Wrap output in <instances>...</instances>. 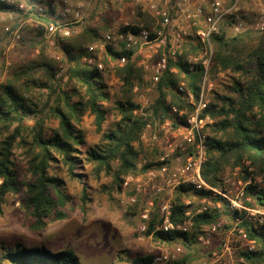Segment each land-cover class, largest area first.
<instances>
[{"label":"trees","instance_id":"16d2710c","mask_svg":"<svg viewBox=\"0 0 264 264\" xmlns=\"http://www.w3.org/2000/svg\"><path fill=\"white\" fill-rule=\"evenodd\" d=\"M23 1L31 3L36 0ZM48 6L44 12L30 11L27 16L40 22L52 21L50 15L53 8L50 4ZM0 9L14 10L4 4H0ZM15 28L16 23L10 27L9 33ZM118 29L125 30L126 27L120 26ZM37 34L40 37L38 41L42 43L40 28ZM98 37L99 32L94 27H85L78 35L65 38L57 36L56 46L67 64L66 84L72 87L70 90L61 88L55 80L58 61L45 57L41 45H38L40 60H31L27 64L14 62L12 72L0 82V215L6 196L22 190L14 161L18 148L23 151L27 169L33 176L31 181L23 184V192L24 207L32 218L30 227L35 231L44 229L50 221L62 220L67 216L64 208L71 200V195L66 190L64 178L55 172V167H63L69 178L81 183L80 201L84 206L92 198L84 174L77 171L82 163L78 158L82 153L81 148L85 161L92 166L94 176L99 177L102 173L110 175L113 185L121 189L124 178L137 171L139 156L147 158L142 170L158 165L157 150L150 147L146 149L139 140L146 124L154 119H172L169 115L172 106L184 112L173 125L193 112L191 104L177 91V83L184 81L197 96L198 84L203 76L199 64L194 70H189L182 57L170 63L169 66H176L177 71L173 73L168 68L159 80L156 97L148 109L149 114H137L138 105L132 99L131 87L140 75V70L131 61L115 69L121 86L114 94L106 90L103 74L95 65L79 61L83 44ZM212 41L214 56L209 76L213 78L217 72L227 69L237 74L223 93L213 95L200 115L212 119V123L206 125L207 130L204 129L206 159L201 174L207 183L216 186L226 168H233L243 160L248 161V166L255 173H264V30L246 29L231 35L220 34L214 36ZM113 54L118 56L121 53ZM46 83L49 86L43 102L33 101L31 91L34 86L43 88ZM78 87L82 90L81 96ZM74 95L77 100L73 98ZM108 101H112L119 120L113 129L104 132L102 124L107 110L102 102ZM86 111L94 116L96 131L102 133L101 145H86L81 131L76 128ZM50 119L56 120L55 127L47 126L46 122ZM209 195L207 190L193 191L189 186L179 187L175 191L171 221L175 223L182 220L191 208V204H185L184 199ZM254 202L264 205V193L256 194ZM158 207L159 203H154L145 235L165 243L179 240L189 245L201 226L215 223L221 216L232 220L238 215L228 210L222 202L215 210L193 214L192 233L175 230L164 232L156 229L159 224ZM239 226L245 229L248 237L259 243L257 251L241 252L240 255L246 263H264V229L253 228L245 221ZM151 258L152 254L136 255L131 262L148 263ZM186 258L184 256L178 263H185ZM3 260L10 264H79L77 255L70 249L52 252L41 244H16L13 250L1 255L0 264H3Z\"/></svg>","mask_w":264,"mask_h":264},{"label":"built area","instance_id":"2783aa9c","mask_svg":"<svg viewBox=\"0 0 264 264\" xmlns=\"http://www.w3.org/2000/svg\"><path fill=\"white\" fill-rule=\"evenodd\" d=\"M0 4L23 14L47 10L44 5L29 4L26 1L0 0ZM81 5L79 3L77 8L63 6L50 23L44 24L42 38L48 45H55L57 34L69 37L77 31L75 26L82 18ZM250 5L249 8L242 7V0H146V7L154 18L153 23L146 26L125 23L122 25L126 27L125 30L106 32L95 43L86 45L81 57L98 70L104 67L98 60L101 55H105L109 69L123 66L128 60L141 67L150 84H144L142 88L135 85L133 91L137 96L136 111L144 114L151 103L147 93L156 88L169 63L180 60L187 43L196 49L197 56L183 61L187 63L189 70H194L197 64L203 69L197 96L187 84L181 82L177 85V91L191 104L193 112L173 125L184 112L172 106L169 114L172 119H154L146 124L139 140L157 150L158 165L146 170L139 166L136 172L124 178L122 189L128 191L126 208L145 200L146 207L140 212L137 227L138 238L145 234L152 215L154 202L151 197H163L157 210L159 224L156 229L164 232L175 230L192 233L193 214L215 210L222 202L228 210L237 212L238 215L232 219L227 230H221L224 222L218 220L200 228L196 237L203 243H209L213 236L221 237L218 248L200 264H234L235 261L245 264L240 253L257 251L259 243L248 237L239 224L245 221L253 228L264 229V205H256L254 202L256 194L264 193V173H255L251 166L243 167L244 169L238 167L232 174H224L216 186L207 183L201 174L206 159L204 128L211 122L208 116L200 117L207 106V94L213 89L212 83H207L213 59L211 40L224 31H263L264 0H251ZM17 23V28L12 32L16 39L20 37L18 30L23 24L22 17L17 18ZM5 30L9 31V26ZM113 52L121 54L116 56ZM181 186H189L193 191L207 190L210 195L197 198L200 205L194 211H186L185 217L174 223L170 219L173 194ZM179 252L178 246L170 251L160 250L152 254L148 263L130 264H170L176 261Z\"/></svg>","mask_w":264,"mask_h":264},{"label":"rangeland","instance_id":"374dc122","mask_svg":"<svg viewBox=\"0 0 264 264\" xmlns=\"http://www.w3.org/2000/svg\"><path fill=\"white\" fill-rule=\"evenodd\" d=\"M31 3L44 5L47 9L50 4L53 8L50 15L51 19H54L58 15L63 6L77 8L79 3L82 4L80 8L82 18L75 26L77 31L69 36L80 34L85 27H94L99 32L98 38L83 44L81 48L82 55L85 53L84 49L86 45L95 43L106 32H115L125 23L146 26L154 21L152 13L146 7V0H36ZM250 4L251 0H242V7L249 8ZM27 14L29 13L23 14L16 10L7 11L0 9V82L4 81L9 73L12 72L14 62H24L23 64H27L26 62L31 60H40V48L38 45H41L44 48L45 57L55 58L58 61L55 80L59 82L61 88L65 90L72 89L70 85L66 84L67 64L56 46L57 36L61 35H56L53 47L48 45L44 38H42L43 42L41 43L38 41L40 37L37 34V30L38 28L43 30L44 24H48L51 21L40 22L33 17L27 16ZM15 15L22 17L23 22L18 30L20 37L17 39L13 38L12 33L5 30V27L9 26L10 28L15 23ZM222 34L231 35L235 33L224 31ZM61 37L65 38L64 36ZM211 45L213 49L212 40ZM197 55L196 49L187 43L180 56L184 60L185 58H193ZM81 57L79 59L81 63L93 65L84 61ZM98 60L104 66L99 71L103 74L106 90L110 94H114L121 86V81L114 72L116 68L123 66L109 69L105 55H101ZM132 63L140 70V75L134 80L131 87L132 99L134 102H137V96L133 91V87L137 85L142 88L144 84H150V81L144 76L142 68L134 62ZM168 68L170 72L174 73L177 71L174 65L168 66ZM38 75H41V73ZM236 77L237 74L227 69L217 72L212 78L209 76L208 70L207 83H212L213 89L207 94V104L215 93H223ZM40 80L43 81L44 78L41 77ZM181 82L185 83L184 81H179L177 85ZM48 86L49 83L43 85V88L34 86L31 91L33 101L43 102ZM156 88L147 93L151 103L145 113L141 115L149 114L148 109L156 97ZM78 92L81 96L82 90L79 87ZM73 98L77 100V96L74 95ZM102 104L107 110L106 119L102 124L103 131L106 132L115 127L119 120V115L113 107L112 101L102 102ZM136 113L140 114L138 111ZM46 123L48 127L56 126V120L54 119L47 120ZM210 123H212V119ZM76 128L81 131L86 145L94 146L102 144V133L96 131L94 116L88 111L80 117ZM1 138L2 135L0 133ZM143 147L148 149L149 146L143 144ZM81 150L82 153L78 155V158L82 163L77 167V171L84 174L85 182L88 185L87 190L92 200L83 206L80 201L81 183L78 180L69 178L63 167H55V172L65 180L66 190L71 195V200L64 208L67 216L62 220L50 221L40 231H35L30 227L32 218L27 214L24 207L25 195L23 184L31 181L33 176L27 169L28 164L23 151L18 148L15 150L14 161L22 190L17 194H9L5 198L3 212L0 215V257L7 250H13L16 244H21L22 246H38L41 244L52 252L70 249L77 255L79 264H130L136 255L153 254L160 250L170 251L178 246L180 247V252L174 262L180 264L178 261L187 256L183 264H200L209 258L212 251L218 248L220 236H213L209 240V243L206 244L199 241L196 237L200 231L189 245L179 240L165 243L145 234H141L138 238L137 227L140 222V212L146 207L145 200L126 208L128 191L114 186L110 175L102 173L99 177L94 176L92 166L85 161L83 148ZM146 160V157L139 156L137 168L139 166L142 167ZM248 164V161L243 160L241 164L233 168H226L224 174H232V172L236 171V168H243L248 166ZM151 198L154 203H159L163 199L160 196ZM174 198L175 192L173 200ZM187 201L189 202L186 203ZM184 202L185 204H191V208L188 211H194L193 208H197L200 205L199 200L195 196L184 199ZM218 221L224 222L221 230H227L232 220L227 216H221ZM237 256L239 257V254ZM3 264L10 263L7 260H3ZM234 264H239V261H235Z\"/></svg>","mask_w":264,"mask_h":264},{"label":"crops","instance_id":"0c3cea01","mask_svg":"<svg viewBox=\"0 0 264 264\" xmlns=\"http://www.w3.org/2000/svg\"><path fill=\"white\" fill-rule=\"evenodd\" d=\"M10 15H12V14H10ZM14 17H15V23H16V28H17V26H18L17 18H19V16L15 15ZM16 28H15V29H16Z\"/></svg>","mask_w":264,"mask_h":264}]
</instances>
